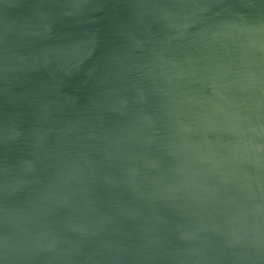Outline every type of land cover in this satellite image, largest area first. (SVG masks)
Wrapping results in <instances>:
<instances>
[{"label": "water", "instance_id": "obj_1", "mask_svg": "<svg viewBox=\"0 0 264 264\" xmlns=\"http://www.w3.org/2000/svg\"><path fill=\"white\" fill-rule=\"evenodd\" d=\"M0 264H264V0H0Z\"/></svg>", "mask_w": 264, "mask_h": 264}]
</instances>
